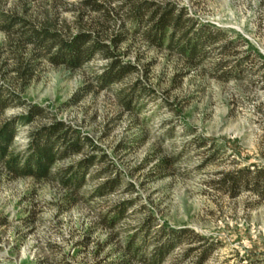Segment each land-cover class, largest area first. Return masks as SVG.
<instances>
[{
    "label": "rangeland",
    "instance_id": "374dc122",
    "mask_svg": "<svg viewBox=\"0 0 264 264\" xmlns=\"http://www.w3.org/2000/svg\"><path fill=\"white\" fill-rule=\"evenodd\" d=\"M176 1L199 20L241 34L264 56V0ZM25 4L35 23L57 11L77 29L71 4L59 3L55 11L50 0H0V11L25 14ZM29 48L0 28V83L19 87L13 69L17 55H27ZM120 50L139 69L107 88L94 81L106 64L101 56L74 69L43 60L23 95L48 116L21 126L16 144L24 148L30 129L56 115L92 136L121 170L123 182L116 191L92 198L103 178L87 174L76 202L69 205L63 198L66 188L57 181L1 173L0 264H107L123 255L125 234L150 213L161 224L188 226L221 239L204 264H249L246 255L264 257V197L250 189L232 196L217 182L222 171L264 167V70L253 61L255 68L242 78L222 80L208 69L213 58L191 66L177 52L151 46L139 34L130 35ZM87 83H92L90 91L71 102ZM132 92L136 97L127 108L120 98ZM26 109L10 107L3 116ZM135 137L131 145L121 146ZM81 157L73 155L64 163ZM124 200L131 204L121 222L110 227L99 221V213ZM185 246L162 264H172ZM152 249L150 241L146 253ZM130 264L147 263L135 256Z\"/></svg>",
    "mask_w": 264,
    "mask_h": 264
},
{
    "label": "trees",
    "instance_id": "16d2710c",
    "mask_svg": "<svg viewBox=\"0 0 264 264\" xmlns=\"http://www.w3.org/2000/svg\"><path fill=\"white\" fill-rule=\"evenodd\" d=\"M50 3L55 11L59 3L71 4V8L77 10L74 18L77 29L73 30L70 22L60 19L57 11L47 12L39 23L27 16L26 4L23 5L25 14L0 11V28L18 36L19 46H30L27 55H17L13 69L19 87L0 83V174L5 172L13 177L32 176L36 180L57 181L66 188L63 198L69 205L76 202L78 191L88 180L87 174L92 178H103L92 190V198L116 191L123 177L121 170L108 153L101 151L92 136L56 115H52L47 123L31 128L28 143L24 148H18L16 136L19 128L33 124L38 116L47 115L44 107L31 104L23 95L24 88L37 76V68L43 60L74 69L101 56L106 64L95 75L94 81L100 88H107L139 69L137 63L126 59L127 51L120 50L130 35L139 34L151 46L177 52L191 66L213 58L208 69L222 80L242 78L255 65L264 70V56L250 47L248 39L239 33L232 35L229 28L199 20L176 0H76L75 3L50 0ZM245 44L247 47L241 49ZM91 87L92 83H87L71 102L80 100ZM134 94L120 98L127 108H131L136 97ZM15 106H27V109L3 116L8 108ZM137 139L122 141L121 146L131 145ZM204 143L202 141V145ZM76 154H82V157L64 163ZM162 163L159 162L158 166ZM96 164L103 165L94 171ZM221 174L217 182L220 186H227L232 196L250 189L264 197L263 166H245ZM128 186L135 189L132 182H128ZM130 204L131 201L127 200L111 204L99 213V221L114 227L127 216ZM131 230L124 236L123 255L107 264H130L135 256L147 264H162L175 249L184 245V250L172 264H181L193 257L192 264H204L223 243L221 239L206 236L188 226L161 224L151 213ZM150 241L153 249L147 254ZM246 259L249 264H264V257L246 255Z\"/></svg>",
    "mask_w": 264,
    "mask_h": 264
}]
</instances>
